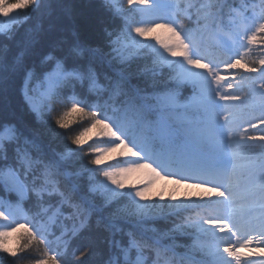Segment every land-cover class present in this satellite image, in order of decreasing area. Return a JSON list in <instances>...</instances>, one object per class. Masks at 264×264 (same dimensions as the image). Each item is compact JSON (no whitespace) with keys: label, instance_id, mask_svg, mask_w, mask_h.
I'll use <instances>...</instances> for the list:
<instances>
[{"label":"snow or ice","instance_id":"6c2138e0","mask_svg":"<svg viewBox=\"0 0 264 264\" xmlns=\"http://www.w3.org/2000/svg\"><path fill=\"white\" fill-rule=\"evenodd\" d=\"M0 38V264H264V0H0Z\"/></svg>","mask_w":264,"mask_h":264},{"label":"trees","instance_id":"16d2710c","mask_svg":"<svg viewBox=\"0 0 264 264\" xmlns=\"http://www.w3.org/2000/svg\"><path fill=\"white\" fill-rule=\"evenodd\" d=\"M7 43L8 42H6L3 38H0V46L6 45ZM73 127L78 128L79 125H74ZM159 183H160V188L150 193V195L153 197L154 200H158V197L161 192H163L165 196V202H167V197L171 194H175L179 198L191 197L192 199H198V193H201L203 191L202 189L192 188L187 185L181 186V185L173 184L170 181L159 180ZM175 190H179L180 193L179 194L174 193ZM149 227H157L158 229L166 230L167 228L171 227V224L166 221H158L156 224L149 225Z\"/></svg>","mask_w":264,"mask_h":264},{"label":"rangeland","instance_id":"374dc122","mask_svg":"<svg viewBox=\"0 0 264 264\" xmlns=\"http://www.w3.org/2000/svg\"><path fill=\"white\" fill-rule=\"evenodd\" d=\"M160 35H161V36H164V35H166V34H164V33H160ZM158 188H160L159 179L156 180L155 185H154V187L152 188V191H154V190H156V189H158ZM168 188H169V187H168ZM152 191H151V192H152ZM174 193L179 194L180 191H179V190H175Z\"/></svg>","mask_w":264,"mask_h":264}]
</instances>
